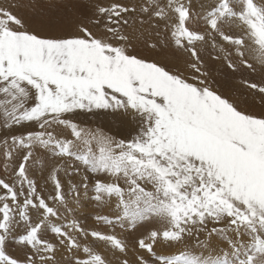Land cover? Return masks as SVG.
<instances>
[{"label":"snow or ice","instance_id":"obj_1","mask_svg":"<svg viewBox=\"0 0 264 264\" xmlns=\"http://www.w3.org/2000/svg\"><path fill=\"white\" fill-rule=\"evenodd\" d=\"M0 264H264V0L0 6Z\"/></svg>","mask_w":264,"mask_h":264},{"label":"bare ground","instance_id":"obj_2","mask_svg":"<svg viewBox=\"0 0 264 264\" xmlns=\"http://www.w3.org/2000/svg\"><path fill=\"white\" fill-rule=\"evenodd\" d=\"M2 1V0H1ZM8 2V3H7ZM7 4H9V2H10V0H7ZM5 4V3H4ZM4 4L3 3H0V5L1 6H4ZM6 5V4H5ZM6 7V6H5ZM218 63H220L219 61H217ZM217 63V64H218ZM246 73H247V71H245V72H242V73H237L235 76L237 77V79H235V80H238L239 81V83L238 82H236L235 80H233V81H229V82H225L224 83V87H235L236 89H240V90H246V89H243L245 86H244V83H243V81L244 80H248V81H250V79H251V77H249V76H247L246 75ZM256 76V75H255ZM254 77V76H253ZM256 77H258L259 79H260V76L257 74V76ZM255 78V77H254ZM220 79L221 80H223V78L222 77H220ZM252 80V79H251ZM253 81V80H252ZM259 81V80H258ZM254 82V81H253ZM214 86H216V87H220V85H214ZM259 105H258V102H257V107H258Z\"/></svg>","mask_w":264,"mask_h":264},{"label":"rangeland","instance_id":"obj_3","mask_svg":"<svg viewBox=\"0 0 264 264\" xmlns=\"http://www.w3.org/2000/svg\"><path fill=\"white\" fill-rule=\"evenodd\" d=\"M6 2H7V0H2V1L0 0V3H3V4L5 3V4H6V5L4 4V6H7V5H8V4H7L8 2H7V3H6ZM0 6H1V5H0ZM216 63H218V62H216ZM236 74H237V73H236ZM236 74H235V75H236ZM246 75L249 76V77H251V79H252L254 82L259 83L260 79H259L258 77H256L257 74L247 72ZM255 75H256V76H255ZM253 76H254L255 78H254ZM251 79H250V81H252ZM258 80H259V81H258ZM232 81H233V80H232ZM235 81L239 83L238 80H235ZM244 86H245V87H244L243 89H246V85H245V84H244ZM214 87H216V86H214ZM98 123H101L106 129L109 127V122H108V121L100 120V121H98ZM111 130H112L113 132H116V128H115V127H113ZM117 135H121V136H122L123 133H117ZM89 222H91V221H89ZM109 255H110V254H109Z\"/></svg>","mask_w":264,"mask_h":264}]
</instances>
